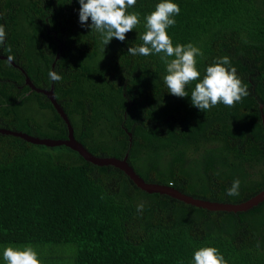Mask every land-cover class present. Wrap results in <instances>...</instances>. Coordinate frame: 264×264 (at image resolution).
<instances>
[{
    "label": "trees",
    "instance_id": "trees-1",
    "mask_svg": "<svg viewBox=\"0 0 264 264\" xmlns=\"http://www.w3.org/2000/svg\"><path fill=\"white\" fill-rule=\"evenodd\" d=\"M159 2L136 0L128 11L140 13V24L104 48L100 33L81 27L78 0H0V56L19 67L0 59V129L68 138L65 121L26 85L22 69L37 88L54 86L76 139L93 155H129L146 182L197 199L248 201L264 190V0H172L181 13L167 32L174 46L202 50L201 78L228 56L250 91L234 107L206 112L191 103L196 82L187 97L168 92L160 55L128 54L142 44L144 18ZM50 70L62 81L53 82ZM237 178L239 195L228 196ZM9 245L33 246L42 264H69L67 246L75 251L71 264H193L206 246L227 264H264V202L248 212H211L147 194L123 171L66 146L0 134V246Z\"/></svg>",
    "mask_w": 264,
    "mask_h": 264
},
{
    "label": "clouds",
    "instance_id": "clouds-1",
    "mask_svg": "<svg viewBox=\"0 0 264 264\" xmlns=\"http://www.w3.org/2000/svg\"><path fill=\"white\" fill-rule=\"evenodd\" d=\"M80 4L79 22L81 27H90L91 31L100 33L101 43L106 45L113 38L123 42L126 34L140 24V13L129 12L136 0H78ZM181 13L180 6L172 0H161L155 10L146 15L145 31L140 36L142 44L128 48V54L136 56L160 55L166 65L163 80L168 92L176 97H187V87L193 82L191 103L199 110L206 112L218 104L234 107L250 95L248 85L237 75L236 67L232 66L228 56L216 58L214 63L201 72L197 67L198 57L203 56L202 50L192 43L173 45L167 29L176 24L175 16ZM91 19V24L87 22ZM6 39L5 25L0 24V45ZM11 52V47L7 48ZM104 51V49H103ZM14 57L9 56V62ZM49 78L53 82L62 81V76L50 70ZM198 81V82H197ZM241 181L237 178L227 189L228 196H238ZM144 204L137 205V211L143 212ZM6 264H42L37 251L31 245L21 247L8 246L3 251ZM193 264H227L224 256L213 246L202 247L194 252Z\"/></svg>",
    "mask_w": 264,
    "mask_h": 264
},
{
    "label": "water",
    "instance_id": "water-1",
    "mask_svg": "<svg viewBox=\"0 0 264 264\" xmlns=\"http://www.w3.org/2000/svg\"><path fill=\"white\" fill-rule=\"evenodd\" d=\"M60 48L62 49V46ZM59 58H60V54L57 55L56 61H58ZM0 59L8 60L7 57H2V56H0ZM10 63L16 68H19L13 60H11ZM53 67H55V64H53ZM21 71L26 76V85L29 86L32 89V91L44 94L51 101L52 105L54 106L58 114L61 116V118L65 121L67 125L69 132L68 138L67 140H54L47 138L43 139L23 132H14L5 129H0V134L21 138L28 143L38 146H46L49 148L66 146L71 150L77 152L86 162H89L99 167L112 166L123 171L139 189L146 192L147 194L165 195L175 200L184 202L187 205H191L196 208H202L211 212H228V213L248 212L264 202V190L260 192L258 195L249 199L248 201H245L240 204L219 203V202H211L207 200L197 199L190 195L184 194L170 186L146 182L139 174H137V172L132 168V166H130L128 162L129 155H126L124 159H118L114 157L104 158L93 155L81 142H79L76 139L72 123L69 120L68 115L65 113L64 109L61 107V105L58 103L56 99L54 86H52L51 90L39 89L33 84V82L31 81L30 77L26 74V72L22 69ZM262 118L264 123V115L262 116ZM129 135L131 138L130 141L132 142V134Z\"/></svg>",
    "mask_w": 264,
    "mask_h": 264
},
{
    "label": "rangeland",
    "instance_id": "rangeland-1",
    "mask_svg": "<svg viewBox=\"0 0 264 264\" xmlns=\"http://www.w3.org/2000/svg\"><path fill=\"white\" fill-rule=\"evenodd\" d=\"M9 246H13V247H23V246H15V245H9ZM8 247V246H0V255L3 256V251L4 249ZM35 249V248H34ZM62 253L66 254V256L68 257V261L69 264H71V261L69 260V255L75 256V251L72 250L69 246L65 247V249L62 251Z\"/></svg>",
    "mask_w": 264,
    "mask_h": 264
}]
</instances>
